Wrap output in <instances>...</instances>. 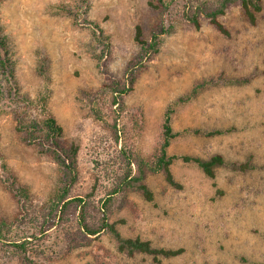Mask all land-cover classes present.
I'll list each match as a JSON object with an SVG mask.
<instances>
[{
  "label": "rangeland",
  "instance_id": "obj_1",
  "mask_svg": "<svg viewBox=\"0 0 264 264\" xmlns=\"http://www.w3.org/2000/svg\"><path fill=\"white\" fill-rule=\"evenodd\" d=\"M165 1L167 8L159 0H0V35L8 41L15 78L28 99L20 103L26 106L19 110L26 111L24 123L41 121L49 111L64 128L63 145L79 146L72 179L51 153L24 141L17 103L0 96V264H27L12 243L36 232L64 182L71 197L94 203V215L125 173L121 150L154 154L169 109L178 133L169 154H222L225 164L212 179L197 164L176 160L172 170L181 188L162 172H148L154 199L138 190L119 195L123 203L112 219L124 236L184 248L161 264H264V0L254 24L239 3L220 15L228 35L207 17L196 28L182 14L219 0ZM161 22L169 31L158 53L144 60L133 90L123 97V112L114 113L110 96L96 94L106 83L126 80L141 53L136 27L150 41ZM201 82L206 84L198 93L179 101ZM100 107L101 118L94 112ZM216 130L223 132L209 134ZM248 160V170L234 166ZM76 213L73 208L67 220L33 239L28 256L44 264H157L152 255L119 252L107 233L89 238Z\"/></svg>",
  "mask_w": 264,
  "mask_h": 264
},
{
  "label": "trees",
  "instance_id": "obj_2",
  "mask_svg": "<svg viewBox=\"0 0 264 264\" xmlns=\"http://www.w3.org/2000/svg\"><path fill=\"white\" fill-rule=\"evenodd\" d=\"M159 1L167 8L168 3L165 0ZM234 3H239L242 6L244 13L251 23L254 24L256 22V13L262 10V0H219L215 6L201 4L194 8L187 7L182 14L183 17L196 28L201 27V17H207L220 32L228 35L229 31L219 17L225 14L227 9ZM150 4L152 5L153 3L151 2ZM97 27L100 29L99 25H97ZM168 31L169 29L166 27L165 23L161 22L153 29L151 40L147 41L142 38L143 31L141 26L138 25L136 27L135 40L141 45V53L136 57L131 67L128 69L126 80L106 83L103 89L96 94L99 99L110 96V107H116L113 109L114 113L115 109H120L121 112H123L124 95L133 90L138 72L145 64L144 60L158 53L161 37ZM10 54L11 52L6 37L0 35V96H5V99H9V101L13 100V103H17L18 106H15V104L13 106L17 120L19 121L17 130L25 133L23 139L27 144L36 142L40 145L41 152L51 153L61 168H63L66 176L69 178L72 177L73 179L77 171L79 146L72 144L70 147H65V145H63L64 128L49 111H45V115L41 121H36L32 118L29 122L24 123L23 117L26 118V116L23 115V113L26 111L23 110L20 113L19 110L25 109L26 106L21 107L20 103L23 101L28 102V99L20 92L14 69H12L13 65L11 64L13 62ZM205 84L206 82L197 84L190 94L181 97L179 101L182 102L192 98V96L198 93L199 89ZM39 101L46 104V99L39 98ZM29 102L31 101L29 100ZM94 112L99 118L103 116L101 107L95 109ZM172 112L173 109H169L165 114L160 139L157 145L158 147L154 154L143 157L134 154L131 150H127L126 148L121 150L125 163V173L120 176L111 190L106 193L104 199H101L96 206L97 209L94 211V215L90 213L94 203L86 196L77 195L71 197L69 195L70 189L67 187V182H64L63 186L56 192L54 200L45 209L42 216L43 220L36 226V232L12 243L13 246L25 255L24 259L27 264H44L28 256V253L31 251L32 240L46 236L49 231L62 222V220H67L73 208L77 210L75 216L80 231L89 238L98 236L101 233H107L115 241L117 250L126 255L134 256L137 253H145L152 255L157 264H161L162 258L174 257L180 255L184 251L182 247H156L150 240L143 239L140 236H124L119 230L118 221L112 219L116 209L120 208L123 203L124 197L118 200L119 195L124 196L128 191L138 190L147 200L152 201L154 199V193L146 183L148 172H162L166 180L172 186L181 188V184L176 180L172 170V165L176 160L182 159L185 162L197 164L203 172L212 179L216 177V168L225 164V159L222 154H215L209 158L193 155L180 156L169 154L168 149L174 138L178 135L172 126ZM136 116L137 114L133 115L134 120ZM117 119L116 115L114 117L113 128L115 129L116 140H119L120 133L118 129H116ZM135 122L138 124V121ZM222 132V130H216L209 134H221ZM234 166L243 171L251 168L250 160L246 163H234ZM10 189L12 192H16L14 185ZM15 196L21 200V196L18 193L15 194ZM0 239H3L1 235Z\"/></svg>",
  "mask_w": 264,
  "mask_h": 264
}]
</instances>
